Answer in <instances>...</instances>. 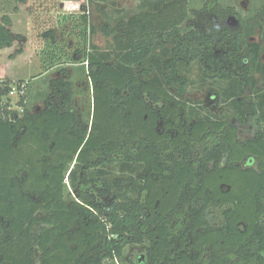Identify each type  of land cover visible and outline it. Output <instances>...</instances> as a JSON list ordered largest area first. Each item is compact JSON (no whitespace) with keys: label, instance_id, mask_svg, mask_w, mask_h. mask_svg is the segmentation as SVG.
<instances>
[{"label":"flooded vegetation","instance_id":"af4514ba","mask_svg":"<svg viewBox=\"0 0 264 264\" xmlns=\"http://www.w3.org/2000/svg\"><path fill=\"white\" fill-rule=\"evenodd\" d=\"M213 3L162 41L177 55L149 54L147 67L119 77L112 104L96 107L92 87L89 121L65 102L69 81L56 82L35 113L50 105L67 117L38 160L51 172L43 198L25 189L30 169L13 176L24 198L45 206L19 217L35 219L30 232L49 240L45 251L35 247V264H250L260 254L264 6L258 22H244ZM41 179L35 169L29 184ZM12 204L1 218L7 237L18 220Z\"/></svg>","mask_w":264,"mask_h":264},{"label":"rangeland","instance_id":"374dc122","mask_svg":"<svg viewBox=\"0 0 264 264\" xmlns=\"http://www.w3.org/2000/svg\"><path fill=\"white\" fill-rule=\"evenodd\" d=\"M62 1L29 0V4L27 0L29 7L25 11L19 7L23 3L0 2V23L14 39L11 46L0 48V81L28 83L26 100L31 114L48 105L56 82L69 81L72 106L82 121L87 122L92 107V86L85 61L89 45L91 49L95 47L97 54L115 62L114 38L125 34L130 19L172 0H110L106 4ZM186 1L190 12L186 23L193 22L203 7H214V0ZM219 1L233 6L244 22H258V7L264 6V0ZM39 8L52 13L39 14ZM5 20L8 23L4 24ZM184 29L185 26L180 31L183 33ZM26 47L27 54L23 55ZM172 48L169 43L159 42L152 54H170ZM145 62L133 70L147 67Z\"/></svg>","mask_w":264,"mask_h":264},{"label":"trees","instance_id":"16d2710c","mask_svg":"<svg viewBox=\"0 0 264 264\" xmlns=\"http://www.w3.org/2000/svg\"><path fill=\"white\" fill-rule=\"evenodd\" d=\"M27 0H0V2H19L24 3ZM110 0H88L89 3L106 4ZM189 6L186 0L167 1L157 6L153 11H144L132 17L127 25L126 32L122 36H116L115 41V59L112 64H106V55L97 54L95 47L89 45L90 52L87 54L85 61L88 63L87 70L95 91V104L109 105L112 104V88L118 86V78L123 80L132 70L133 66L143 63L149 54H152L157 43L166 39L178 38L180 26L185 23L189 17ZM86 19V17H83ZM6 19V18H5ZM8 23L6 20L4 24ZM52 33V32H51ZM53 40L54 36L51 34ZM13 36L9 30L0 23V48L8 47L13 44ZM94 49V50H93ZM95 51V52H94ZM170 53L178 54L177 48ZM117 79V80H116ZM116 81V82H115ZM23 81H0V99L6 95L14 84H21ZM63 83V95L69 92V83ZM116 83V84H115ZM27 93L20 105L25 108L23 117L10 120L8 112L3 115L2 106L0 105V264H35L33 261V252L36 246L45 251L49 246V240L37 238L30 232L34 226L35 219L19 218L22 216L32 215L37 210L44 209V205H35L32 199L23 197L19 185L13 179L18 175V169L24 167L30 169L31 174L28 184L22 188L28 191L44 195V184L50 183L48 176L50 170H39L38 160L47 158L49 154V136L53 134V124L67 117L58 112L56 108L47 109L41 114H31L27 110ZM110 99H107L108 97ZM71 92L66 97L65 102L70 103ZM110 109L111 107H107ZM102 119V116H101ZM42 138V139H41ZM42 173L43 185L36 187L29 184L33 170ZM47 173L45 177L43 174ZM38 179H40L38 177ZM50 196V193L47 197ZM13 200L9 205L11 212L9 215H15L18 220L13 222L11 227L12 233L5 236L7 227L1 223V218L7 216L5 210L8 208V199ZM43 198V197H42ZM23 206L24 209L20 208ZM17 206V207H16ZM30 224V226H29ZM93 224H91L92 226ZM29 226V227H28ZM115 229V224L113 223ZM100 226L96 230H99ZM252 229V228H251ZM262 246L260 254L250 253V264H264V226L258 223L253 227ZM48 232V231H47ZM43 236H48L47 234ZM49 264V261L47 262Z\"/></svg>","mask_w":264,"mask_h":264},{"label":"built area","instance_id":"2783aa9c","mask_svg":"<svg viewBox=\"0 0 264 264\" xmlns=\"http://www.w3.org/2000/svg\"><path fill=\"white\" fill-rule=\"evenodd\" d=\"M86 65L88 63L86 62ZM27 83L23 82L21 84H14L9 92L2 96L0 99V105L2 106L3 115L5 111L8 112V117L10 120L14 118L23 117L25 113V108L20 105V101H23L26 97Z\"/></svg>","mask_w":264,"mask_h":264},{"label":"crops","instance_id":"0c3cea01","mask_svg":"<svg viewBox=\"0 0 264 264\" xmlns=\"http://www.w3.org/2000/svg\"><path fill=\"white\" fill-rule=\"evenodd\" d=\"M63 1H67V2H68V1H69V2H77V0H63ZM63 1H62V2H63ZM28 3L30 4L29 0H28ZM28 3H27V1H26L25 3H23L22 5L19 6L20 9H21V11H25L26 9H28V7H29V4H28ZM39 5H41V4H39ZM43 9H44V8H39V12H38V13L40 14V13H48V12H50V10H47V9H46V10L44 11ZM51 13H52V11L50 12V14H51ZM8 15H9V14H8ZM37 19H38L39 22H42V19H39V18H37ZM27 49H28V47H26V49H25L26 52H24L23 55H26V54H27ZM23 55H22V56H23Z\"/></svg>","mask_w":264,"mask_h":264}]
</instances>
